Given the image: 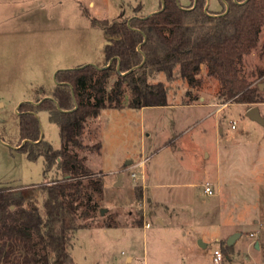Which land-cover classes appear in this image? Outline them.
Masks as SVG:
<instances>
[{"label": "rangeland", "instance_id": "rangeland-1", "mask_svg": "<svg viewBox=\"0 0 264 264\" xmlns=\"http://www.w3.org/2000/svg\"><path fill=\"white\" fill-rule=\"evenodd\" d=\"M207 1L210 11L222 10V0ZM160 7L161 0H0V189L62 178L57 168L45 177L43 157L18 151V108L51 94L57 71L103 64L108 41L92 21L149 16ZM243 60L242 75L264 93V32ZM175 76L150 78L165 83L172 106L103 110L81 137L84 145L100 143V152L71 148L103 176L106 209L75 233L74 264H213L217 249L230 264H264V127L246 106L219 100L220 83L205 66L199 88L178 70ZM258 109L264 119V104ZM37 117L43 139L59 150L58 126L45 111ZM206 180L213 195L204 186L180 187Z\"/></svg>", "mask_w": 264, "mask_h": 264}, {"label": "trees", "instance_id": "trees-1", "mask_svg": "<svg viewBox=\"0 0 264 264\" xmlns=\"http://www.w3.org/2000/svg\"><path fill=\"white\" fill-rule=\"evenodd\" d=\"M221 2L222 10L212 12L206 11L207 0L189 6L161 0L151 16L136 11L113 23L93 20L109 42L103 64L59 70L51 94L20 104L18 151L32 161L43 157L45 177L57 168L62 178L0 189V264H74V235L102 211L104 180L71 148L100 152V143L84 145L81 137L87 122L103 110L168 106L169 89L163 82L152 83L154 75L163 73L170 82L178 70L181 80L199 88L205 66L207 75L220 83L222 103H264V93L251 86L241 67L264 32V0ZM42 111L59 128V150L41 138L37 114ZM141 197L137 193L138 201Z\"/></svg>", "mask_w": 264, "mask_h": 264}, {"label": "water", "instance_id": "water-1", "mask_svg": "<svg viewBox=\"0 0 264 264\" xmlns=\"http://www.w3.org/2000/svg\"><path fill=\"white\" fill-rule=\"evenodd\" d=\"M208 1H207V7H206V11L208 10ZM228 9L229 7L227 6V11L226 13L228 12ZM152 15V14H151ZM149 15V16H151ZM109 42H107L106 44H108ZM112 62L109 63V65L107 67H109L111 65ZM106 67V68H107ZM118 70H119V67H118ZM57 73V72H56ZM56 73L54 75V79L56 78ZM247 116L249 117L250 120L252 121H255L257 122L259 125L263 126L264 127V119L263 117L261 116V113H260V109H258V106H253L251 109H249V111L247 112ZM41 138H43V135L41 136ZM106 211V209H102L101 213L104 214V212ZM240 237V234H235L233 236H231L228 240V246H233L234 243L236 242V240ZM199 245L203 248L206 247V245L202 242V241H199ZM257 247H259V243H257Z\"/></svg>", "mask_w": 264, "mask_h": 264}, {"label": "built area", "instance_id": "built-area-1", "mask_svg": "<svg viewBox=\"0 0 264 264\" xmlns=\"http://www.w3.org/2000/svg\"><path fill=\"white\" fill-rule=\"evenodd\" d=\"M233 128H235L234 124H233ZM205 192L208 195H213L214 194L210 183L206 184ZM213 264H230V263L227 262V259L224 256L223 252L221 250L217 249V250L214 251V254H213Z\"/></svg>", "mask_w": 264, "mask_h": 264}, {"label": "crops", "instance_id": "crops-1", "mask_svg": "<svg viewBox=\"0 0 264 264\" xmlns=\"http://www.w3.org/2000/svg\"><path fill=\"white\" fill-rule=\"evenodd\" d=\"M168 102H169V100H168ZM235 103H233V102H231V105H234ZM238 104V103H237ZM262 104H264V103H262ZM262 104H256V105H253V106H261ZM243 106H246V110H247V112L249 111V109H251L253 106H248V105H245V104H242ZM169 106H172V104H170L169 103V105L168 106H166V107H169ZM185 106V105H184ZM187 106H191V105H189V104H187ZM202 108H208V105H203V106H201ZM161 108V107H160ZM233 124H234V122H233ZM233 124H232V129L233 130H235L236 128H233ZM143 163H144V160H142L141 161V163H139V165H143ZM207 183H209L208 182V180H206L205 181V183H200V184H197V183H194V184H186V185H183V186H180V187H185V188H193V187H197V186H204V187H206V184ZM204 192H205V189H204ZM205 194H207L206 192H205ZM128 259H132V257H128Z\"/></svg>", "mask_w": 264, "mask_h": 264}]
</instances>
